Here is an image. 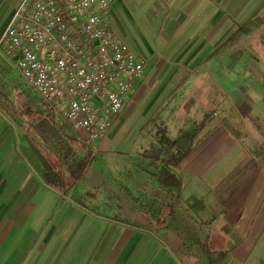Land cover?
<instances>
[{
	"label": "crops",
	"instance_id": "obj_1",
	"mask_svg": "<svg viewBox=\"0 0 264 264\" xmlns=\"http://www.w3.org/2000/svg\"><path fill=\"white\" fill-rule=\"evenodd\" d=\"M108 18L143 73L70 188L0 106V264H264V44H226L264 0H113Z\"/></svg>",
	"mask_w": 264,
	"mask_h": 264
},
{
	"label": "built area",
	"instance_id": "obj_2",
	"mask_svg": "<svg viewBox=\"0 0 264 264\" xmlns=\"http://www.w3.org/2000/svg\"><path fill=\"white\" fill-rule=\"evenodd\" d=\"M113 0H20L0 33V59L93 153L144 61L110 27Z\"/></svg>",
	"mask_w": 264,
	"mask_h": 264
},
{
	"label": "trees",
	"instance_id": "obj_3",
	"mask_svg": "<svg viewBox=\"0 0 264 264\" xmlns=\"http://www.w3.org/2000/svg\"><path fill=\"white\" fill-rule=\"evenodd\" d=\"M257 21L259 23L262 22L258 19ZM253 22L256 23V20H253ZM250 32L251 29L248 25L238 27V30L231 35L226 44L229 47H235L238 45L240 36L242 34L248 35ZM22 109L23 113L21 114L25 116V123L21 118H17L15 122L26 127V133L32 137V144L41 145L39 140L37 141V137L42 139L44 144L49 145L47 150L42 149L46 154V164L49 170L46 174L47 180L61 189L70 188L79 177H82L87 172L86 165L89 163V150L80 138H76L71 133L68 127L59 125V129H57V123L54 121L57 120L55 114L44 105L42 108L39 106L33 108L27 105ZM55 137L57 144L52 140ZM188 139V144L182 147L179 146L181 139L171 141V147L177 150L174 155L175 161L181 159L189 151L192 137L188 136ZM63 165L66 166L67 172L60 170Z\"/></svg>",
	"mask_w": 264,
	"mask_h": 264
},
{
	"label": "rangeland",
	"instance_id": "obj_4",
	"mask_svg": "<svg viewBox=\"0 0 264 264\" xmlns=\"http://www.w3.org/2000/svg\"><path fill=\"white\" fill-rule=\"evenodd\" d=\"M248 27L251 29V32L244 38V41L247 40L250 44L254 45L256 44V40H260L261 43L264 44V24L257 25V23L252 21L248 23ZM27 105L33 108L38 106L41 108L43 107L40 100L31 94L29 88L17 77V75L15 76L13 72L0 62V106L6 110L7 114H9L14 121H16L17 118H21L25 123V116L21 113H23L22 108H25ZM61 124L64 125V127L70 128L65 123ZM40 146L44 148L43 145ZM147 177L149 180L146 181V190H153L154 192V189H152L154 183L151 182L152 180L148 175ZM164 201L163 199V202Z\"/></svg>",
	"mask_w": 264,
	"mask_h": 264
}]
</instances>
